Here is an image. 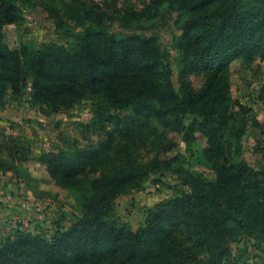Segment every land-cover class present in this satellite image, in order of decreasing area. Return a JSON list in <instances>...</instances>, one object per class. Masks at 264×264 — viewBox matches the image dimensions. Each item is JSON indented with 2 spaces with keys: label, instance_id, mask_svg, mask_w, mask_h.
Instances as JSON below:
<instances>
[{
  "label": "trees",
  "instance_id": "obj_1",
  "mask_svg": "<svg viewBox=\"0 0 264 264\" xmlns=\"http://www.w3.org/2000/svg\"><path fill=\"white\" fill-rule=\"evenodd\" d=\"M22 4L41 7L71 44L44 41L11 49L4 27L24 21ZM165 4L178 14L182 31L176 37L183 56L179 90L158 36L110 32L106 20L112 17L98 4L0 0V107L8 96H23L28 85L34 103L53 112L91 98L87 128L101 137L84 149L41 154L55 184L76 192L78 217L51 239L18 228L1 243L0 264H250L239 261L233 244L264 237V166L227 157L232 138L239 142L246 126H236L229 111V76L234 59L264 60V0H150L140 11L115 10L116 18L131 28ZM70 21L81 30H65ZM193 70L207 73L198 90L186 80ZM131 109L133 114H121ZM188 114L194 117L186 123ZM197 130L207 138L201 160L215 169V180L188 166L183 153L165 157L176 148L168 134L176 132L193 158ZM123 142L127 148L118 157ZM148 146L154 156L139 161L134 149ZM113 155L116 164L108 166ZM16 170L0 156V175ZM156 173L177 176V195L150 209L145 225L133 229L116 217L115 201L142 190Z\"/></svg>",
  "mask_w": 264,
  "mask_h": 264
},
{
  "label": "rangeland",
  "instance_id": "obj_2",
  "mask_svg": "<svg viewBox=\"0 0 264 264\" xmlns=\"http://www.w3.org/2000/svg\"><path fill=\"white\" fill-rule=\"evenodd\" d=\"M90 1L111 15L112 18L106 20L110 32L118 36L132 33L158 36L162 49L169 54L173 69V86L176 90L180 89L183 83V56L176 37L182 31L177 25L176 12L171 13L165 4L153 18L142 17L131 28H125L116 18V11L124 13L127 6L140 11L150 0ZM21 7L24 21L4 27L6 42L11 49L20 48L22 45L35 46L44 41L71 44L72 39L65 37L64 30H57L56 20L49 17L41 7L35 8L28 4H22ZM68 25L65 30L76 28L74 21H70ZM80 30L81 28H76V31ZM206 79L207 73L203 70H193L186 76L187 82L195 90L200 89ZM263 86L264 60L261 56L252 61L238 58L230 63L229 111L234 115L236 126L241 125L239 122L242 121L246 122V126L239 142L235 141V137L232 138V148H228L226 153L229 159L235 162L244 159L255 169L264 166ZM92 103L91 98H84L70 108L53 112L48 106L40 107L34 103L32 88L28 85L23 96H8L4 106L0 107V156L12 160L17 166L16 172L0 175V246L7 237L13 236L18 228L51 239L58 230L68 229L78 217L76 192L56 185L40 156L48 151L77 147L84 149L97 144L101 137L87 128L93 116ZM121 114L131 115L133 111H122ZM193 117L188 114L185 122L189 123ZM168 137L176 142V148L166 153L165 157L183 153L188 157L187 164L193 170L204 174L210 180L217 178L215 169L201 160V155L208 146L207 138L202 132L197 130L194 133L193 158L189 156L181 135L169 132ZM125 144L123 142L117 149L118 157H123ZM138 148L134 149V153L139 161L146 162L154 156L155 151L151 146ZM109 164L112 167L116 164V155L111 156L108 166ZM178 185L176 175L152 174L142 190L121 195L116 199V217L133 229L144 226L149 210L162 201L174 198ZM258 244H261L262 248H259ZM233 253L240 262L253 264L257 261L264 264V237L261 242L252 239L234 243Z\"/></svg>",
  "mask_w": 264,
  "mask_h": 264
}]
</instances>
